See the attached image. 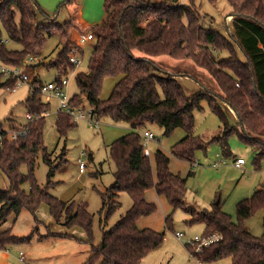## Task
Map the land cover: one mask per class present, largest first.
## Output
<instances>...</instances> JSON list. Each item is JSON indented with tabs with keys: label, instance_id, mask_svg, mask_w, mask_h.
I'll return each mask as SVG.
<instances>
[{
	"label": "trees",
	"instance_id": "obj_1",
	"mask_svg": "<svg viewBox=\"0 0 264 264\" xmlns=\"http://www.w3.org/2000/svg\"><path fill=\"white\" fill-rule=\"evenodd\" d=\"M227 1L232 7L234 26L233 32L227 28L224 34L202 23L195 0H105L106 17L92 28L95 43L88 69L77 73L80 91L71 97L70 104L78 107L86 100L99 119L110 117L115 122L130 123L131 130L109 145L110 158L116 165L115 181L100 192L103 201L100 212H105L101 224H107L121 205L120 192L128 193L133 203L113 226L103 227L102 239L96 245L93 215L83 205L60 200L40 186L35 176L38 152L42 151L44 161L50 165L49 182L58 165L52 163L51 153L44 145L49 103L43 102L39 92L30 88L25 103L37 117L25 125L29 128L28 135L5 142L0 148V171L9 181L7 189L0 186V223L7 221L11 213L19 215L23 209L35 214L40 202L45 201L55 219L65 216V225L81 224L90 234L92 254L86 264H139L164 240V233L138 227V220L155 210L146 199L147 190L155 187L174 210L181 208L190 214L189 222H204V234L220 235L218 241L199 253L206 262L231 257L232 264H264V233L255 236L244 225L257 211L264 212V187L238 202L237 220L222 209L220 201L211 210L189 208L185 202L187 180L171 172L170 159L161 150L155 156L156 179L150 155L145 153L143 135L137 129L146 122L160 125L166 135L184 128L187 135L171 151L190 162H194L196 151L206 149L210 142H218L225 157L231 156L229 135L236 132L254 149V163L260 167L264 159V0ZM71 2L66 0L60 7ZM47 20H38L35 0H0V60L9 65H23L29 55H40L48 37L55 33V22ZM4 33L7 39L19 43L20 48L7 47ZM59 35L63 47L50 64L58 70L57 81L68 77L75 68L69 59L75 45L67 30H61ZM163 55L191 59L212 75L221 93L207 89L188 95L171 72H162L161 66L149 59ZM109 76L118 80L109 97L101 98L104 81ZM2 77L0 74V87L13 88L17 83V78L7 77L2 81ZM203 100L208 101L224 126L223 133L210 142L193 133L195 111L204 110ZM222 101L235 111L239 125L229 123ZM72 117L67 112H58L56 127L60 136L75 126ZM25 164L27 173L21 169ZM25 184H29V191ZM171 219H166L169 228ZM50 236L64 234L48 233L42 237ZM30 238L17 236L12 228H7L0 231V249Z\"/></svg>",
	"mask_w": 264,
	"mask_h": 264
},
{
	"label": "rangeland",
	"instance_id": "obj_2",
	"mask_svg": "<svg viewBox=\"0 0 264 264\" xmlns=\"http://www.w3.org/2000/svg\"><path fill=\"white\" fill-rule=\"evenodd\" d=\"M38 4V20H52L55 22L54 34L48 37L47 42L38 55L40 62L22 66L29 80L18 81L15 90L10 87H0V122L4 129L25 126L29 121L26 114L29 110L25 103L30 85L35 79L41 82L56 81L59 73L56 66L50 65L61 51V30H67L69 39L75 45L73 49L79 64L68 75L67 92L73 97L80 91L77 84V73L88 69L89 59L93 51L95 39L79 44L83 33L93 32V26L100 24L105 15L103 0H72L73 3L60 7L66 0H35ZM202 14V23L206 26H214L222 33H227V28L233 32L232 7L227 0H195ZM83 6L82 20L87 23L84 28L78 17L79 7ZM19 21V14L17 15ZM67 20L69 23H67ZM61 27V28H59ZM3 40L7 47L17 49L20 44L7 39L3 34ZM67 42V40H64ZM83 52V53H82ZM240 55L243 57L241 51ZM139 54V53H137ZM143 54V53H142ZM224 55V54H222ZM149 59L161 66V71L171 72L183 86L188 95H194L200 91L212 90L221 93L217 81L212 75L195 64L191 59H174L169 56H149ZM0 65L5 64L0 60ZM7 78L2 77V81ZM118 78L109 76L105 79L101 91V98H107L111 94ZM41 100L49 103V111L45 118L44 145L51 153V161L55 168L54 175L49 182L48 173L50 165L43 159L40 150L36 156L35 176L42 188L60 200L74 201L76 205H83L93 215V243L96 245L102 239L103 227L109 229L131 207L133 201L126 192H120L121 205L110 216L107 224L104 223L105 212L102 208L101 191H106L115 181L114 172L116 165L110 158L109 145L117 138L127 134L131 127L129 122H115L110 117H101L99 127H96L89 119L75 120V126L70 128L66 135L60 136L56 127L59 112V103L56 98L47 100L39 94ZM204 110L195 111L194 135L201 136L206 142L223 133L224 126L220 117L213 113L207 100L202 101ZM90 109L89 103L78 107ZM222 106L231 125H239V119L235 111L222 101ZM17 124V125H16ZM140 131L149 130L155 138L150 140L147 146L151 158L154 174L157 179L156 152L163 151L169 157V168L172 173L187 180V192L185 196L186 206L199 211L211 210L218 201L224 211L237 220V204L241 199L251 197L259 187H264V159L260 167L254 163V149L246 144L236 132L229 135V145L232 155L225 157L218 142H210L206 149L197 150L194 162L177 157L172 153V147L187 135L184 128H177L171 134H164V128L158 124L144 123ZM143 142L145 139L143 137ZM237 158L245 159L241 166L235 165ZM79 159L86 164L85 172L81 173ZM198 164H195V163ZM220 163L219 165H215ZM22 171L27 173L28 166H22ZM190 171L192 173L190 174ZM9 184L7 176L0 171V186ZM24 188L29 191V184ZM146 199L155 206L152 214L143 216L138 220L140 229L150 228L156 232L164 233L162 244L148 254L139 264H198L192 256V251L186 243L196 235L205 233V223L202 221L189 222L190 214L179 208L174 210L165 196L160 195L155 187L146 192ZM171 217L169 228L166 219ZM244 225L255 236L264 233V212L257 211L253 216L245 220ZM0 227L12 228L13 234L21 237L30 236L29 240L14 244L11 248L18 252H24L26 261L23 264H86L92 251L89 244V233L81 224L65 225V216L61 220L55 219L47 202L41 201L35 214L23 209L19 215L11 213L6 222L0 223ZM177 232L184 233L179 239ZM48 233H59L64 236L42 237ZM206 264H232L231 257H225L213 263Z\"/></svg>",
	"mask_w": 264,
	"mask_h": 264
},
{
	"label": "built area",
	"instance_id": "obj_3",
	"mask_svg": "<svg viewBox=\"0 0 264 264\" xmlns=\"http://www.w3.org/2000/svg\"><path fill=\"white\" fill-rule=\"evenodd\" d=\"M93 33L87 32L86 34L82 35L79 39V44L85 42L86 40L93 39ZM75 49H72L69 54V59L72 63L79 64L80 59L78 58ZM40 57L38 55H29L25 63L23 65L31 64L40 62ZM23 65H0V74L6 77H13L17 78V80L20 82H25L29 80L28 74L24 73L22 70ZM67 84L68 79L67 77H63L60 81H53V82H31L30 88L32 91H38L41 96H45V98L49 101L52 98H56L59 103V111L61 112H67L70 115H72L75 120H81V119H89L91 122L95 124L96 127H99V118L93 114L92 109L86 110L85 107H73L70 104L71 97L69 96L67 92ZM13 90H15V87H13ZM27 120L32 121L36 119V114H34L31 111H28L26 114ZM145 139L144 145L147 146L150 140H153L155 136L152 132L149 130L140 131ZM29 133V128L27 126H17L12 127L8 129L2 128L0 130V148L5 144V142H11L15 141L19 138H22ZM145 153H148V149L145 147ZM80 163V171H84L86 168V164L83 162L82 159H79ZM245 163V159L243 158H237L235 160L236 166H241ZM195 164H198L197 162ZM220 163L215 164L216 166ZM176 236L181 239L184 237V233L177 232ZM220 239V235L217 233H213L210 235L204 234L201 236L196 235L191 241L187 242L186 245L190 247V250L192 251V256L196 258V261L198 264H206V261L199 256V253L201 254L203 250L210 246L212 243L218 241ZM20 260L24 259L23 252H20Z\"/></svg>",
	"mask_w": 264,
	"mask_h": 264
},
{
	"label": "crops",
	"instance_id": "obj_4",
	"mask_svg": "<svg viewBox=\"0 0 264 264\" xmlns=\"http://www.w3.org/2000/svg\"><path fill=\"white\" fill-rule=\"evenodd\" d=\"M103 1H104V5H105V0H103ZM83 15H84V13H83V6H82V7H79L78 17H79V21L81 22V24L83 25V27L86 28L87 27V23L82 20V16ZM105 17H106V9H105V15L101 19L102 22L104 21ZM232 18H233V22H234V15L233 14H232ZM232 29H233V27H232ZM86 33H87V30L83 33V35L86 34ZM87 41H92V40H86L83 43H86ZM137 129L140 131L141 128H137ZM130 130H131V127H130L129 131ZM84 172H85V170L82 171L81 173H84ZM8 187H9V184L6 187H2V188L3 189H7ZM7 228L8 227H0V231L5 230ZM12 245H14V244H12ZM12 245L8 246L5 249H0V264H23L22 262H25L26 261V256H25L24 252H23L24 259L23 260H20V258H19L20 257V252H22V251H19V254H18V252L14 249L15 247L14 248L13 247L11 248Z\"/></svg>",
	"mask_w": 264,
	"mask_h": 264
},
{
	"label": "water",
	"instance_id": "obj_5",
	"mask_svg": "<svg viewBox=\"0 0 264 264\" xmlns=\"http://www.w3.org/2000/svg\"><path fill=\"white\" fill-rule=\"evenodd\" d=\"M218 202H219V201H218ZM218 202H217V203H218Z\"/></svg>",
	"mask_w": 264,
	"mask_h": 264
}]
</instances>
